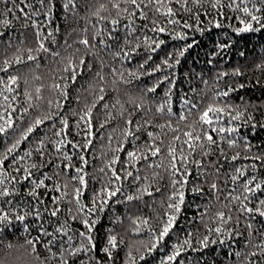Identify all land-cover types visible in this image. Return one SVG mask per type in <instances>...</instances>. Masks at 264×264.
I'll return each instance as SVG.
<instances>
[{
	"label": "trees",
	"instance_id": "1",
	"mask_svg": "<svg viewBox=\"0 0 264 264\" xmlns=\"http://www.w3.org/2000/svg\"><path fill=\"white\" fill-rule=\"evenodd\" d=\"M112 2H120L121 8L127 7L128 13H123L117 16V10L111 7ZM231 0H222V7L215 11L211 10L207 0H202L200 6L188 4L192 8V12H185L180 4L172 0H163L164 4L176 10L177 14L173 17H168L162 13L155 12L157 4H148V0H143V4L139 11L146 13V18L139 15L136 11L134 16L130 14L134 11L131 5L123 3V0H75L76 8H64L66 0H51V11H49V0H44L43 5L40 0H0V67H3L4 58L11 57L16 54V50L33 49V55L38 57L37 60L27 62V64L13 65L8 73L0 72V77L5 80L8 75H20L21 80L17 85H12L14 92L6 93L9 98L12 95H17V100L13 101V107L16 111L13 114L12 128H8L6 132L0 133V159L7 156L5 170L19 178L23 173H16V167H27L29 164H36L38 169L32 170L33 178H43L41 173H47L51 177L46 180L47 195H42V199L46 201L43 207H53L50 197L59 196L61 192L55 190L58 184L61 191H67L68 195L59 204L62 211L59 214L60 222L67 220L70 234L78 233L83 229L79 222L83 218V214H78L75 202V189L80 188L82 196L80 201L87 207H91L93 196L100 192L105 186L107 180L111 177V167H108V162L115 156L120 159L113 166L117 170L126 167L127 151L139 149L145 151L147 146L152 143V140L147 136V132H153L159 136L155 141L156 145L162 149L160 156L150 157L147 161H139L135 168L128 167V171L133 172V178L120 182L123 186V191L114 197L105 207L103 212L96 211L91 214L89 219L97 221L93 229L92 236L96 247L88 252H82L79 257H71L75 260V264H161V261L172 252V245L178 241H183L186 234L189 232L195 233L196 238L193 239V247L200 249L198 239L207 234V229H214L220 225V222L215 218L218 211H224L226 216L233 217L224 227L230 229L238 228L243 233L239 238L232 236L225 238V244L216 243L210 245L206 249L193 251L191 249L181 253L176 261L168 262V264H248L247 254L252 251H258L255 248L256 244L264 241V217L255 215L249 219L247 214L238 211L240 203L229 199V193L232 196L243 194V185L253 176L256 177L255 183L264 182V164L252 159L244 157H252L257 154H264V71L258 69V64H264V30L259 32H248L236 34L233 27L238 26L233 19L240 13L235 12L227 5ZM239 3V0H237ZM104 4L107 11H101L100 15L106 17L101 20L93 13L99 9L100 5ZM15 5V7H14ZM30 5V7H29ZM12 9L11 12L8 10ZM20 9L24 11L21 12ZM164 9L162 8V12ZM28 13L27 16L24 13ZM205 12L210 15H204ZM217 12H222L223 16L228 19H222L217 16ZM35 13V15L33 14ZM200 15L201 24L199 27L204 31H196L197 27L195 16ZM222 19L225 25L223 28H216L208 23L209 19ZM9 20L8 25L3 24V20ZM116 19L117 24H111V20ZM175 19L181 23L177 25L169 24L168 20ZM35 20L37 26H33L32 21ZM156 21L153 25L152 21ZM188 22L193 27L183 29L182 24ZM147 25V27H145ZM164 26L167 31L164 33L152 31L153 27ZM37 31L41 33L39 39L43 40L47 47L53 51L61 52V55L66 56L75 48H80L83 54L86 50L83 45L76 41L88 38L90 43L95 45L89 49V52H96L97 56L93 58L88 56L89 62L93 63L92 72H85L78 77L77 82L72 85L69 82L68 98L65 100L59 97L58 92L52 87L55 83H63L60 80V72L57 71L58 59H53L48 54L37 53L35 49L38 47ZM100 32V36L93 40L92 37L96 32ZM184 31L187 35L186 40L173 39L176 32ZM52 33L49 37L48 34ZM113 37L109 39V35ZM127 37V42L125 41ZM145 37L151 38L147 42ZM104 40L110 47L105 48L100 44V40ZM55 41V44L52 41ZM164 40L165 43L156 50L151 51L154 45L152 41ZM11 42V47L7 48L8 42ZM72 45L71 49H66V45ZM191 44V48L187 45ZM220 44H226L228 47L219 48ZM130 52V57L115 58L113 53L120 51ZM187 50L182 57H177L180 50ZM135 49V51H131ZM172 53L170 62L172 68L161 66V70L151 72L157 64L168 57ZM243 53V55H241ZM151 56V60L148 57ZM179 58L180 63L176 64L175 60ZM26 59V54H25ZM145 60L148 63L144 69H139V65ZM101 61L104 62V67L101 69ZM39 65V66H37ZM62 67V65H60ZM123 71L125 79L131 80V83L124 84L118 79V76L112 74L111 69ZM239 68L243 73L242 76H233L231 73ZM102 71L105 76V81L98 83L95 78V73ZM136 72L140 77L138 80L127 75L128 72ZM143 73V74H142ZM220 73H228L227 76L220 77ZM39 77V79H36ZM167 77V79H165ZM28 83L25 84L24 81ZM116 81L114 84L113 81ZM259 81V83H257ZM245 85L243 88L236 87L237 85ZM91 85V89H90ZM231 85L236 88L227 98L216 97L218 91L227 90V86ZM103 86L106 89V99L104 103L112 104L117 98L124 103L125 107L133 113L134 121L140 124L144 123L145 118L151 121L142 131L136 132L138 140L129 137L127 140L121 134V130L125 127L123 121L117 116L116 119L105 126L103 129L100 125L106 118V113L103 104H99L93 111L94 136L93 144L88 149L82 147H72L73 144L83 145L85 142L84 132L85 126L81 124L77 128L79 116L82 114V109L85 104H91L96 95H99V87ZM155 86L154 92H146L147 88ZM41 89L40 101L33 99V104L38 107L30 108L27 113L22 111L23 108H28V102L24 96V92L28 91L35 97V89ZM168 96H165V93ZM144 98V109L137 112L129 99ZM79 98V99H78ZM187 99L197 104V108L188 113V109L184 104ZM52 101L49 106L48 101ZM166 101L171 103L173 115H169L167 108L161 113H156V108ZM225 103L231 105H239L240 110L247 108L249 114L255 119L250 123H245L244 120L233 122L232 126H239L238 132L231 134L232 138L237 140L235 147L229 148L226 142H220L219 147H213L211 155L202 157L199 150L194 155L193 159L202 160L203 171L211 173L210 175L200 176L195 164H190L194 175L191 178V183L188 185L185 194V203L182 205L181 213L177 216L174 228L165 240L157 245L151 252L148 248L154 240L153 233L158 232L162 226L164 212L167 209V197L172 193L171 177L169 175V157L168 147L175 144L177 155L181 147L187 152V146L183 145V132L188 131V125L196 127L197 131L202 128L207 129V126H202L198 123L199 115L209 104H218L223 106ZM57 104L63 107H57ZM6 107V105L4 106ZM4 107H0V112L4 111ZM11 111V109H9ZM118 111V108L114 110ZM57 112L58 117H53L52 120H45L44 123L28 134L27 139L20 140L21 136L26 132L27 128L33 124L38 117L43 118L45 115ZM75 113V115H74ZM188 115L186 121H179V114ZM233 115L235 112L232 113ZM67 118L69 127L64 129L61 137H56L55 132L62 128L60 123L61 118ZM229 117L225 116L224 120L214 122V127L229 126L226 121ZM171 123L173 128H178V131H173L167 125ZM0 124L3 121L0 120ZM252 124L256 127L253 128ZM165 125L162 129L159 126ZM133 131L135 128L133 127ZM112 139L109 140V136ZM180 136V140L173 141L174 136ZM214 137L219 141V135ZM245 138L252 145L250 150L244 148ZM64 139L71 143H65L60 152H57L52 146L56 140ZM17 140H20L19 146L8 154L7 149L10 148ZM43 140V151L45 156L40 157L36 149L40 146L39 141ZM123 143L124 149L116 151L118 144ZM223 149V154L220 152ZM32 151L31 157H26L25 153ZM239 153V158L235 161L231 159L233 155ZM70 156L72 167L65 169L64 165L69 161L64 159V155ZM83 156L87 163L81 161ZM20 157H25L23 161ZM13 158H16L17 163L13 165ZM209 161L215 163V167H208ZM162 164L160 168L149 169L147 164ZM255 163V169L251 165ZM43 165V167H39ZM59 165L60 167H57ZM76 168H82L81 173L76 172ZM104 168V172L100 169ZM219 168L217 175L216 169ZM236 168H241L245 175L239 177L236 181L232 180V176L238 175L235 172ZM158 173L155 179L153 174ZM139 174L141 180L133 185L135 175ZM84 175L85 185H80L79 180H72V176ZM144 177L148 179L145 180ZM207 180L208 183H204ZM212 182L217 183L218 191H209V186ZM67 184V189L64 185ZM142 185H151L150 190L152 196L144 195L141 200L126 201L127 195H136V189ZM29 184H24L18 195L8 197L21 205L27 204L29 198L25 195ZM193 186H202L204 194L193 193ZM254 187L255 184H251ZM19 187V186H18ZM159 187L161 191L155 192V188ZM42 193L44 189L40 190ZM259 199H264V195L256 194L255 199H251L248 203L249 207H255ZM120 201V202H118ZM34 203V201H33ZM227 205L228 207H225ZM41 212L43 216V227L48 231H53L54 227L58 226L54 218H51L47 212ZM71 209V215L69 214ZM203 214V215H202ZM72 215H77L79 218L73 220ZM146 218L149 221L148 226H142V231L135 233L131 230V218L133 217ZM237 219L239 223L237 224ZM51 223V227H49ZM247 223L253 224L252 235L249 236V230L246 228ZM27 225V231H25ZM40 222L33 217H29L24 222L15 221L11 224L0 225V257H3L7 251L5 245L12 243L20 248L24 244L25 239H34L40 232ZM207 226V228H206ZM109 235H115L118 239V247L112 249V259L102 251L107 246V238ZM212 238L216 239L215 233ZM48 238H45V242ZM66 239V237L64 238ZM122 240L123 243H119ZM248 241L252 247H246L245 242ZM82 239L77 235L73 244L79 246ZM57 248L59 245L56 246ZM23 251V249H20ZM56 251V248L53 249ZM240 252L241 256L234 255ZM39 259L35 256L29 257L24 255L18 264H59L58 260H49V253L44 248L43 244L37 246ZM131 254V258L129 257ZM143 256V259H141ZM91 258V259H90ZM264 261V257H258Z\"/></svg>",
	"mask_w": 264,
	"mask_h": 264
},
{
	"label": "snow or ice",
	"instance_id": "2",
	"mask_svg": "<svg viewBox=\"0 0 264 264\" xmlns=\"http://www.w3.org/2000/svg\"><path fill=\"white\" fill-rule=\"evenodd\" d=\"M172 0H169V3H171ZM44 0H40V4L43 5ZM124 4L131 5L134 9V11L130 14L131 16H134L136 14V11H139L142 7H147L148 5L143 4V0H123ZM175 3L180 4L181 8L185 12H192V8L188 7V4L191 3L194 6H200L202 3V0H175ZM207 3L211 10L215 11L217 9H220L222 5V0H207ZM148 4H157L160 5V7L155 8V12L162 13L165 16L173 17L177 14L176 10H174L172 7L168 6L167 4L163 3V0H148ZM49 11H51V0H49ZM65 9L76 8L77 5L75 3V0H66V3L63 5ZM15 7V5H14ZM30 7V5H29ZM111 7L113 9L117 10V16L123 13H128V8L124 7L121 8L120 2H112ZM228 8H232L235 12L240 13V15H236L233 19L235 20L236 24L238 26L233 27L232 25H228V27H232L233 31L236 34L241 33H248V32H259L261 30H264V0H239V3H237V0H231V2L227 5ZM162 8L164 11L162 12ZM9 12L12 11V9L8 10ZM21 12H23V9H20ZM101 11H107V8L104 4H101L99 9H97L93 15L99 17V19L104 20L106 17L101 16ZM35 15V13H33ZM25 16L28 15V13H24ZM139 15L141 17L146 18V13L143 11H139ZM204 15H210V13L205 12ZM217 16L222 17V19H228V17L223 16L222 12H217ZM222 19H209L208 23L216 28H223L225 25L222 23ZM195 21L197 27L195 28L196 31H204L203 28L199 27L201 24L200 15L195 16ZM10 22L7 19L3 20L4 25H8ZM33 26H37L36 21H32ZM118 21L116 19L111 20V24L115 25ZM153 25H156V21H152ZM169 24L177 25L181 22L179 20L170 19L168 20ZM38 27V26H37ZM147 27V25H145ZM193 25L189 24L188 22H184L182 24L183 29H189L192 28ZM152 31L164 33L167 31L166 27L164 26H157L153 27ZM4 35L3 33H0V36ZM41 33L37 31V38H38V47L35 49L37 53L43 52L48 54L53 59H58V67L57 71L60 72V80L64 81L63 83H55L52 87L58 92L59 97H62L63 99L68 98V89H69V82L74 85L78 77L82 76L85 72V69H87L88 72H92L93 70V63L89 62L88 56L91 55L93 58L97 56L96 52H89L87 50L92 49L95 47V45L91 44L88 38H83L76 43L81 44L85 48V52L82 54L80 48H75L73 51H71L68 55L63 56L61 55V52L59 51H53L49 47L46 46L45 42L43 40H40ZM49 37L52 36V33L48 34ZM100 36V32L97 31L96 34L92 37L93 40H96ZM113 37L111 34L109 35V39H112ZM151 38L145 37V41L147 42ZM173 39L178 40H186L187 35L184 31L176 32L173 36ZM125 41L127 42V37H125ZM53 44H55V41H52ZM165 43L164 40H159L158 42L153 40L152 44L154 45L151 47V51L154 53L157 49H159L163 44ZM100 44L103 45L105 48L110 47L107 45V43L104 40H100ZM11 42L9 41L6 45L7 48H10ZM73 46L68 44L66 45V49H71ZM192 45L188 44L187 48H191ZM225 47H228L226 44H220L219 48L223 49ZM185 48L184 50H180L177 54V57H182L184 55V52L187 50ZM131 51H135V49H131ZM33 49H17L16 54H14L11 57H5L3 60V67H0V72L8 73L10 68L13 65H20V64H27V62L35 61L38 59L36 55H33ZM26 54V59H25ZM172 53L168 54V57L163 59L160 64H157L155 68L151 70V72L147 73L151 75L154 72H158L161 70V66H165L167 68H172L173 64L170 62L172 58ZM243 55V53H241ZM113 56L115 58H120L123 56L124 58L130 57L129 51H124L123 48L120 51H116L113 53ZM148 60H151V56L148 57ZM148 60H145L143 63L139 65V69H144L145 65L148 63ZM176 64H179V58L175 60ZM62 65V67H60ZM39 66V65H37ZM101 69L104 67V62L101 61L100 64ZM258 69L264 71V64H258L256 66ZM112 74L114 76H118V79L123 82L124 84L131 83V80L125 79V74L123 71H119L115 68L111 69ZM143 74V73H142ZM127 75L129 77H132L134 79H139L140 77L137 75L136 72H128ZM228 73H220V77L227 76ZM231 75L233 76H242L243 73L239 68L235 69ZM95 78L98 83L102 85V83L105 81V76L102 74V71H98L95 73ZM36 79H39V77H36ZM167 79V77H165ZM21 80L20 75H8L7 79L5 80L3 77H0V107H4V111L0 112V120L3 121V124H0V133L6 132L8 128H12L14 126L13 124V114L16 111V109L13 107V101L17 100V95H12L11 98L6 93H13L14 89L12 85H17ZM25 84L28 83L27 80L24 81ZM113 83L115 84L116 81L114 80ZM259 83V81H257ZM245 85L240 84L236 87L243 88ZM91 89V85H90ZM156 90V87L153 86L151 88H147L146 92H154ZM236 88L232 87L231 85L227 86V90L225 91H218L215 93L216 97H222L227 98L229 94L233 91H235ZM106 89L103 86L99 87V95H96L93 102L89 104H85V107L81 110L82 114L79 116V120L77 122V128L83 124L85 126V132H84V139L85 142L83 145L73 144L72 147H82L83 149H88L90 145L93 144V136H94V123H93V111L97 108L99 104H103V108L106 113V118L104 122L100 125V128L103 129L105 126H107L111 120L116 119L118 116L124 123L125 127L121 130V134L124 137L125 140H127L129 137H133L134 139L138 140L139 138L135 135L136 132L142 131L147 125L151 124V121L147 118H145L144 123L140 124L134 121V115L136 113L130 112L124 105V103L121 102L119 98L115 100L114 103H104L106 99L105 95ZM41 89L36 88L35 89V97L33 98V95L29 93L28 91L24 92V96L27 99L28 102V108H23L22 111L24 113H27L30 108L38 107L37 104H33V99L36 101H40L42 99L41 95ZM165 96H168V93H165ZM79 99V98H78ZM128 103H131L133 107L137 110V112L144 109V98L139 97L136 99H129ZM49 106L52 105V101H48ZM184 104L188 109V113L190 114L193 109L197 108V104L193 103L187 99L184 100ZM57 107H63L61 104H57ZM118 108V111H115ZM167 108V112L169 115H173L172 112V106L171 103L166 101L165 104H162L156 108V113H161ZM11 109V111H9ZM235 112L233 115L232 113ZM57 112H52L51 114L45 115L43 118H36L32 125H30L26 132L21 136L20 140H25L28 137L29 133H32L35 128L42 125L45 120H52L53 117H58ZM75 115V113H74ZM225 116L229 117V119L226 121V123L229 125L227 127L219 126L214 127V122H219L221 120L225 119ZM188 119V115L181 113L178 116L179 121H186ZM244 120V122L250 123L252 122L255 117L248 113L247 108L244 110H240L239 105H231L225 103L223 106H220L218 104H209L203 112L199 115L198 123L202 126H207V129L202 128L200 131H197L196 127L193 125H188L189 130L183 132V136L185 139L183 140V145L187 146V152L185 153L184 148L181 147L179 151V156L177 155V148L175 144H171L168 147V157L169 159V175L171 177V187H172V193L167 197V209L164 212V217L166 219L163 220L162 226L160 227L158 232H154V240L151 244V246L148 248V251L151 252L153 249L157 247V245L165 240V238L170 234L171 230L174 228V225L177 220V216L181 213L182 205L185 203V194L186 189L188 185L192 182L191 178L194 175L192 169L189 167L190 164H195L197 166V171L200 176H206L210 175L211 173L204 172L203 169V163L202 160H195L193 159L194 155L199 150L200 155L202 157H208L211 155V150L213 147H219L220 142H226L229 148L235 147L237 145V140L235 138L231 137V134L238 132L239 126H232L233 122ZM60 123L62 125V128L59 131L55 132L56 137H61L64 129L69 127L68 119L61 118ZM264 126V125H262ZM133 127L135 128V131H133ZM160 128H164L165 125H160ZM168 128H171L174 132L178 131V128H173L172 124L169 123L167 125ZM252 127L255 128L256 125L252 124ZM213 133L215 134H228L225 135H219V141L214 137ZM147 136L152 140V143L149 144L145 151H141L139 149H135L132 151H127V161H126V167L122 168L121 170H117L115 167H113L117 161L120 159L119 156H115L111 161L108 162V167H111V177L107 180V183L105 186L100 190L99 193L95 194L92 199L91 207H87L84 204L81 203L80 197L82 196V192L80 188L75 189V202L77 205V213L83 214V218L80 219V223L83 226L84 230L79 231L78 233H72L71 229L69 228L67 220L60 222L59 220V214L62 211L61 207L59 206L60 202L65 199V197L68 195L67 191H61L60 185L55 186V190L58 192H61V195L59 196H51L50 200L53 205L50 209L47 207H43L46 204V201L42 199V195H47V185L46 180H50L51 177L47 175V173L42 172L41 176L43 178L34 179V173L32 170L38 169V166L36 164H29L27 167H16L15 172L16 173H23V175H20L19 178H17L16 175H12L11 173L7 172L5 170L6 168V160L7 156L0 159V225L4 224H11L13 219L15 221L24 222L29 217H33L35 220L40 222V232L34 239H25L24 244L20 246V248H17L16 245L9 243L4 246V248L7 249L3 257H0V264H18V262L21 261V257L24 255H27L29 257L35 256L36 259H39V254L37 253V246L40 244H43L46 251L49 253L48 259L49 260H58L59 264H75V260H71V257H79V254L82 252H88L91 249H94L96 247L94 243V238L92 236L93 229L95 228V225L97 221L95 219H89L91 214L95 213L96 211L103 212L105 210V207L109 204V202L114 198L117 197L118 194H121L123 191V186L120 182L128 180L129 178H133V172L128 171L127 168H135L137 166V163L139 161H147L150 157H158L160 156L162 149L156 145L155 141L159 139V136L157 134H154L153 132H147ZM112 139V136H109V140ZM20 140H17L15 144H13L10 148L7 149L8 154H11L20 144ZM180 140V136H174L173 141ZM65 143H71L70 141H66L64 139L56 140L52 143V146L55 148L57 152L61 151L62 146ZM39 147L36 149V151L39 152V155L41 158L45 156V152L43 151V145L44 141H39ZM252 145L247 141L245 138L244 141V148L246 150H250ZM125 150L123 143L118 144L116 151ZM221 154H223V149L220 148ZM33 155L32 151H28L25 153L26 157H31ZM239 158V153L236 155H233L231 159L233 161L237 160ZM245 159H252L254 161L260 162L264 164V154H257L252 157H244ZM25 157H20L19 160L23 161ZM64 159L68 160L69 163L64 165L65 169H70L72 167L70 161L71 157L67 156V154L64 155ZM81 161L84 163H87V161L84 159L83 156L80 157ZM17 163L16 158H13V165ZM162 164H147V167L149 169L153 168H160L162 167ZM256 164L253 163L251 167L253 169L256 168ZM39 167H43V165H40ZM57 167H60L57 165ZM208 167H215V163L212 161H209ZM83 170L82 168H76V172L79 174ZM101 172H104V168L100 169ZM220 169H216L217 175L219 174ZM235 172L238 175L232 176V180L236 181L239 177H242L245 175L244 171L241 170V168H236ZM158 173L153 174V179L156 178ZM72 180H79L80 185H85V179L84 175H77L72 176ZM142 178L139 174L135 175L133 179V185L140 181ZM145 180H147V177H144ZM256 177L253 176L251 180H248L243 185V194L232 196L231 193H229V199L232 201H238L240 203V208L238 209L239 212L243 214H247L249 219H252L253 216L258 215L259 217H264V199H259L258 203L255 207H249L247 202H250L251 199H255L256 194L259 193L260 195H264V182L261 183H255ZM204 183H208L207 180L204 181ZM255 184L254 187H251V184ZM24 184H29L30 186L27 188L25 195L29 198H32L29 200L27 204H19L16 203L12 199H8V197H14L18 195L21 191V188L24 186ZM19 186V187H18ZM68 185H64V189H67ZM151 185H142L141 187H138L136 189L137 194L136 195H127L125 197L126 201H133V200H141L144 195L152 196L153 192L150 190ZM44 189L45 192H41L40 190ZM161 189L159 187L155 188V192L159 193ZM191 191L193 193H198L200 195L204 194V188L202 186H193L191 188ZM209 191L215 192L218 191V185L215 182H212L209 186ZM34 201V203H33ZM120 202V201H118ZM41 207H43V211L47 212L48 215L51 218H54L55 223L58 225L54 227L53 231H48L47 228L43 227V216L41 212ZM225 207H228L225 205ZM69 214L71 215V209H69ZM203 215V214H202ZM71 218L73 220H77L79 217L77 215H72ZM215 218L220 222V225L215 227L214 229H207V234L203 235L201 238L198 239V244L200 245V249H206L210 245H214L217 242L221 245L225 244L226 240L225 238H231L232 236H235L239 238L243 235L242 232L239 231L238 228L236 229H230L224 227L227 225L230 221H232L233 217L231 215L225 214L224 211H218L215 214ZM239 223V219H237V224ZM149 221L146 218H142L139 216L131 218V230L135 233H139L142 231V226H148ZM51 223H49V227H51ZM207 228V226H206ZM246 228L249 230V236L252 235V229L253 224L247 223ZM25 231H27V225H25ZM215 233L216 239L212 238V234ZM79 236L82 239V242L79 244V246H76L73 244L74 239L76 236ZM66 237V239H64ZM45 238H48L45 242ZM196 238V234L189 232L186 234V238L181 242L178 241L176 244L172 245V252L169 254L166 259L161 261V264H168V262L176 261L178 257H180L181 253L186 252L187 250L191 249L193 251H199L200 249L193 247V239ZM119 243H123L122 240L119 241ZM59 245L57 248L56 246ZM246 247H252L250 242H245ZM118 247V239L115 235H109L107 238V246H105L102 251L108 256L109 260L112 259V249H115ZM56 248V251H53V249ZM255 248L258 249V251H252L247 254L248 264H264V261H261L258 259V257H264V241H261L259 244L255 245ZM20 249H23L21 251ZM234 255L237 257L241 256L240 252H236ZM129 257L131 258V254L129 253ZM91 259V258H90ZM141 259H143V256H141ZM83 264V262H81ZM99 264V262H97ZM179 264H183V261H180Z\"/></svg>",
	"mask_w": 264,
	"mask_h": 264
}]
</instances>
